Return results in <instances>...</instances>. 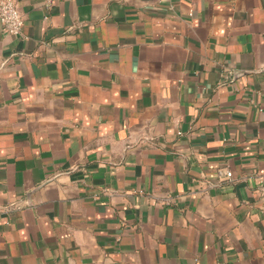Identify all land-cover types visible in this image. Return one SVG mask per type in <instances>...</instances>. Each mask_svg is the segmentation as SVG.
<instances>
[{
  "label": "crops",
  "instance_id": "obj_1",
  "mask_svg": "<svg viewBox=\"0 0 264 264\" xmlns=\"http://www.w3.org/2000/svg\"><path fill=\"white\" fill-rule=\"evenodd\" d=\"M15 1L0 264H264V0Z\"/></svg>",
  "mask_w": 264,
  "mask_h": 264
},
{
  "label": "built area",
  "instance_id": "obj_2",
  "mask_svg": "<svg viewBox=\"0 0 264 264\" xmlns=\"http://www.w3.org/2000/svg\"><path fill=\"white\" fill-rule=\"evenodd\" d=\"M0 24L4 32L12 35L20 33L23 18L15 0H0ZM224 178H230V170L219 172Z\"/></svg>",
  "mask_w": 264,
  "mask_h": 264
}]
</instances>
